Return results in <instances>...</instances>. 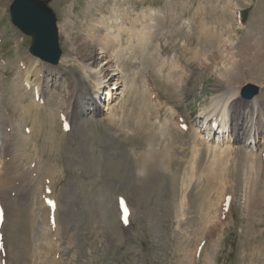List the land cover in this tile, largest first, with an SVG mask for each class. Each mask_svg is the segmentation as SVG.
I'll list each match as a JSON object with an SVG mask.
<instances>
[{
	"label": "rangeland",
	"instance_id": "rangeland-1",
	"mask_svg": "<svg viewBox=\"0 0 264 264\" xmlns=\"http://www.w3.org/2000/svg\"><path fill=\"white\" fill-rule=\"evenodd\" d=\"M13 1L0 0L1 129L5 130L8 123H20L21 132L24 126L32 129L31 150L35 143L40 149L43 141L42 149L49 160H55H42L55 172L54 191L64 199L59 215L60 234L50 236L58 242L57 251L53 249L54 253L46 254L44 241L36 240V230L32 231L26 222L29 215L26 213L34 208L30 204L31 189L15 186L13 209L16 211L13 210L7 221L5 264H264V170L248 181L245 164L248 143L244 135L234 140V152L229 151L232 139L227 128L221 135L219 129L215 135L213 131L208 142H202L203 135L207 134L203 122L209 110L227 101L225 93L230 89L231 95V87L242 86L238 98H229L223 108L224 125L230 124L228 107L232 101L236 102L238 111L246 108L248 102L240 99L245 86H257L255 95L264 110V71L261 78L245 76L241 84L238 79L236 82L220 79L218 69L225 60L226 67L222 68L229 71L231 78H238L241 67L234 60L231 66L230 54L226 51L237 53L244 43H253L264 36L260 29L264 25V0H47L57 15L63 50L58 64L31 54V37L11 23ZM96 25L94 31L92 28ZM119 27L124 34L116 42V52L109 49L123 80L116 90L112 89L114 80L105 78L99 83L93 72L83 68L81 55L95 52L99 54L98 67L104 66V50L99 42L117 34ZM210 44L218 45L228 56L215 61ZM21 58L32 74L35 68L41 69L38 76L47 91V105L34 108L26 121L20 106L23 101L30 104L33 94L23 95L21 90V72L25 68L20 66ZM238 60L239 56L235 58ZM48 67L63 70L62 74L53 75ZM250 67L247 65L244 69ZM65 72H71L82 84L77 94L82 115L70 133L63 131L59 112L54 119L51 115V110H61L56 101H61L68 91ZM144 73L151 78V87L162 99L145 94L141 84L145 83L141 80ZM132 80L135 87L129 90L127 85L130 87ZM124 83H128L125 88ZM107 86L111 93H116L114 96L105 94ZM88 91L98 99L95 106L89 103ZM145 95L153 102L147 101ZM67 99L70 102L69 96ZM153 103L158 104L157 108ZM171 106L179 108L191 130L180 136L175 148L180 161L168 167L159 159L165 144L164 136H160L163 130L160 122L167 117V128L178 132L170 120L173 119ZM240 118L239 113L233 119L247 128L249 122ZM259 118L264 120V111L259 113ZM8 130L12 131V127ZM48 131L55 135L53 149L44 144ZM256 137L260 151L264 149V132L259 131ZM221 147H229L228 152L217 154ZM13 148L9 158L17 152ZM150 151L156 155L141 167L139 160H145L142 156ZM189 175L194 176L192 180L188 179ZM27 194L29 198L25 199ZM226 194H232L231 206L227 213H222ZM119 195L127 198L133 210L131 225L127 228L121 227L115 211ZM46 228L49 229V223ZM16 250L24 251L19 256Z\"/></svg>",
	"mask_w": 264,
	"mask_h": 264
},
{
	"label": "bare ground",
	"instance_id": "bare-ground-1",
	"mask_svg": "<svg viewBox=\"0 0 264 264\" xmlns=\"http://www.w3.org/2000/svg\"><path fill=\"white\" fill-rule=\"evenodd\" d=\"M45 1H47V0H45ZM92 29L95 31L97 29V25H96V27H93ZM260 29H262L264 31V25H262V27ZM222 31H224V30H222ZM123 32L121 30V27H119L117 34H111L112 35L111 37L110 36H106L102 40H100L99 43L101 45V48L104 50L103 51V56H104V62L106 63L104 66L98 67V64H99V61H98L99 54H97L95 52H86V53H82V55H81V59H82L83 64H84L83 65L84 67L83 66L82 67L83 68H88L91 72H93V74H95V76L98 77L99 83L103 82L105 78H110L109 81L114 80V86H113L112 89H116V90H118L122 86L123 80H120L122 78L120 76L121 69L118 68V66L116 64L117 62L113 58V53H111L109 49H112V50H114L113 52H116V49H115L116 42L119 39L122 38V34H124ZM129 33H131L132 36L135 35L132 31H130ZM134 37H136V36H134ZM220 40H222V39L220 38ZM140 41H143V40H140ZM97 43H98V41H97ZM241 44H239V45H241ZM95 45H96V43H95ZM210 45H211V48L214 49V53L215 54H213V56H212L214 59L215 58L218 59L220 57L222 60H224V58H226V56H228V55H226V56L224 55L226 53H224V51L221 49L222 48L220 46L221 44L219 45V43H218V45L221 48L218 45L217 46L216 45L213 46V44H210ZM208 46H209V44H208ZM233 48H235V47H233ZM126 50H129V48L127 47ZM226 52H227V54L228 53L230 54V57H229V61L230 62L229 63L231 64V66L234 65L233 62H231V61L234 60L235 63L238 62V64L240 65L241 68L238 71V78L236 76L234 78H231V75L230 76L228 75L229 74V71L226 68H225L226 70H224L222 68V67H226V66H224V64H225V60H224L221 63V65L219 66V68H218L219 69V75L222 77L220 79L229 78V81L231 80V81H235V82L238 79L239 83L242 84L241 81L245 80V76H249L250 78H253V77L254 78H261V76L263 75V71H264V36L263 37H259V39H255V41L253 43L252 42L250 44L244 43L242 47L240 46V48L238 49L237 53H234V52L230 53L231 50L230 51H226ZM237 56H239V60L238 61H235V58ZM206 60H207V58H206ZM215 61H216V59H215ZM20 62L23 63L22 58L20 59ZM255 63H257V66L256 67H254V64ZM25 65H26V63H25ZM247 65L248 66H252V68L250 67V68L244 69V67H246ZM21 67L23 68V64L21 65ZM48 68H49V73H51L53 75H56V76L61 75L62 74V71H63V70H60V69L55 70V68H53V67H48ZM110 70L112 71L111 73H109ZM40 72H41V69H38L36 71V68H35V71L33 72L34 74H32L31 69L26 65V67L24 69H22V72H21V75L23 76V78L20 75L21 76V79L23 80V88L22 89L20 88L23 91V95H27L28 93H32L33 94V97H32L33 100L31 101L30 104H28V105L27 104H24V101H23V105L21 104L22 106H20V109H21L22 114H23V119L25 121L29 119L30 114L32 113V110L34 108L39 109V107L46 106L47 105V101H46V97H45V95L47 94V91H45L46 89H44V87H43L42 80L38 76ZM139 72H141V70ZM107 73H109V74H107ZM65 74L68 75V77H67L68 78L67 79L68 85L65 88V89L68 88V91H66V95L64 94V96L62 97L61 101H59V102L56 101V103L58 104V108H60L61 110L60 111L51 110V115L53 116V119H54L56 112H59L58 113V117H59V120H60V125L62 127H63L62 118L65 116L66 117V120L69 121V123L71 124V129L68 132V133H70V132H73L74 131V128L77 125V123L80 121V116L82 115V110H81L80 106L78 105V100L79 99H77V94H78V92H79L80 87L82 86V84L80 82L81 80H78L71 72H65ZM183 74H181V75H183ZM142 78H141V80H145V83H144V81H142L143 83H141V84H143V87H144L143 90H145V94L147 95V92H148L149 95L152 98L162 99V97L158 96V93H157L158 91L157 90L155 91L154 88L151 87V85H152V83H151L152 80H150L151 78L149 79V77H147V75L145 73H144V78L143 79ZM240 78H242V80H240ZM178 79H180V78H178ZM229 81L227 80V82H229ZM129 82H130V80H129ZM134 83L135 82L132 80V82L130 83V87H129V85H127L128 83H124V88L127 85L128 89L129 90H132L135 87ZM178 84H180V83H178ZM221 84L222 83L220 81V85ZM19 87H18V90H19ZM241 87L240 88L239 87L238 88L231 87V90L233 91V93L231 95H229L230 89H228L229 91L227 93H225V94H227V96H225V98H228L227 101L229 100V98H232L233 96H236V98H238L237 97V94H238V91L241 92ZM155 88H156V85H155ZM100 89L101 88H99V90ZM90 91L87 92L88 95L89 94L91 95L89 97V103H90V105H94L95 106L97 104V102H98V99ZM105 92H106L105 94H107L109 96H111V95L114 96L116 94V93H114V94L111 93L109 87L106 89ZM154 93L156 95H153ZM53 95H56V94L54 93ZM146 95H145V99H147V101H148L149 98L146 97ZM67 96H69L70 102H69V99H67ZM240 99L242 101L248 102V104L246 106L244 105L246 107V108H244V110H241V111L239 110L238 111V109L236 107V104H235L236 102H234V101L231 102V104L228 107V110H229L230 116H231L230 117L231 118L230 119V124L229 123L228 124L225 123V125H224V122H226V117L224 116L223 108H225L227 101H223V102L219 101V102H221L219 104L220 106L217 103V106H219V107H215V109L212 108L211 110H209V112L207 114V118L205 119L207 137L206 136L204 137V135H203L204 141L202 140V142L203 143H205V141L208 142L207 139H209L210 136H212L213 131H214V135H215V129L214 128H215V125L216 124H218V129H219L218 134L219 135H221L220 133L223 132L222 130H225L227 128L226 131H228V136L230 137V140L232 139L231 140V143L229 145L230 146L229 151H231V152H234V150H235V145L233 143V142H235L234 140L240 139V137L243 136V135L246 136L247 137L246 138L247 143H250L251 144V145L250 144L249 145L247 144L246 145V148H245L246 149V156H247L246 157V161H245L246 169H247L246 177L248 178V181H250L252 179V177H254V174L259 175L261 173V171L264 170V149L261 148V150L258 151L259 146H258V141H257V137H256V134L259 136V131L260 132L261 131L264 132V122H263L264 120L262 119L263 120L262 121L259 118V113L263 114V111L264 110H263V107H261L260 103L257 101V96L254 99H248L247 100V99H245L243 97H241ZM151 101L153 102L152 99H151ZM154 101L156 102V100H154ZM156 105H158V104H156ZM156 105L154 107H156ZM170 109H171L170 111L172 112V117H173V119H170V120L173 122V124H175V126H176L175 129H178L177 130L178 132L173 133V132H171V128H167V126H166L167 125V122H168V118L167 117H165L164 120L160 122V126H162L161 128L163 129V130H161V135L160 136H162V137L164 136L165 144L163 145L162 151L159 153V156L161 157V158L159 157V159L161 160V164L162 165L168 166V167L170 165H172L173 163H177V162L180 161L178 159V157H177V154L175 153V148H177V143H179V141H180V136L182 134H185V132H188V130H191V129L188 128V130L185 131L184 129L180 128V122L178 120H176L178 117H181V115L179 113V108H177L176 106H171ZM228 110H226V112ZM261 110H263V111H261ZM239 113L241 115V118L243 117L245 120H247L249 122V124H247L248 125L247 128L245 126L238 125V122L235 123V121H234L233 118H234L235 115H238ZM113 114L114 113L111 112V115H113ZM148 119H150V118L148 117ZM6 120H9V119L7 118ZM25 121H23V123H25ZM183 122H185V121H183ZM1 127L2 126L0 125V201H1V204L2 205H3V202H4L5 207H4V205H3V207L6 208V209H4L5 210L4 222H3L2 228H1V232L4 233V237H3L4 245L6 247V240H7V233H8V230H7V223L8 222L7 221H8L9 215L13 213V210L16 211V209H13L16 206V200L13 197L14 196V193H15L14 192L15 191V186L17 184V181H20L19 186L20 185H23L24 188L31 189L30 204L32 206L34 205L33 206L34 208L36 207L35 209L32 208L31 212L26 213V214H29L27 216V221L26 222H28V226L30 227V229L32 231L34 229L36 230V236L37 237L34 236L36 238V240H38L39 242H40V240L41 241H44L43 242L44 245L47 246L46 247V254H51V252H53V249L55 251H57L56 249H57V243L58 242H54V240H52L51 237L53 238L55 235L60 234V220H59V215L61 213V208L63 207V203L62 202H63V199H64L63 197H60L59 198L57 196V194L55 193V191H54V178H53V174L55 172L52 170V167H48V166L45 165V161H50L51 162V161H54L55 159L49 160V158H48L49 156H47L46 153H45V150L42 149V147H44L43 146V141H41L42 144L40 143V149L38 148L37 143H35L34 149L32 148L33 150L29 149V143L32 140L33 132H32V129H30V132L27 133L26 132V129H25L27 126H24V132H21V130H20V128H21L20 123L18 125H11L10 123H8L5 126V128H4L5 130H2ZM9 127H12V131L11 130H8ZM142 128H143V126H142ZM228 128L230 129V131H229ZM51 132L53 133V131H51ZM51 132H49L48 136L45 135V137L47 138V140L45 138L44 144L48 143L49 144L48 145V148L51 145V149H53V147L55 146V143H56L55 141L56 140H55L54 133L51 135ZM195 134H196V137H198V132L196 130H195ZM56 146H57V144H56ZM207 146H208L209 149L211 148V145H207ZM12 148L13 149H16L17 152L14 154V156H11L13 158L8 159L9 158L8 156H10V154H11L10 153V150ZM221 148L222 149H220L219 152H216L217 154L220 153L221 155H223L225 152H228V149L227 148H229V147H221ZM28 152L30 154H28ZM13 153H12V155H13ZM155 155H156V153L151 152V151L149 153L144 154L142 156V158L145 159V160H139V163H140L141 167H145L146 160L149 157H152V156H155ZM42 158H45V161H43ZM34 162L36 163L35 164V167L32 166V163H34ZM49 166H51V165H49ZM30 169H31V171H30ZM193 177H194L193 175L192 176L189 175L188 179L189 180H192ZM47 179H50V185L48 187L50 189H52L51 195H47L46 194V189H47V182H46V180ZM52 186H53V188H52ZM101 187H103V186H101ZM102 195L104 196V194H102ZM26 198H29L28 197V194L25 197V199ZM46 198H52V199L55 198L56 199V201H57V203H56V209L53 210L52 206L50 204H47L46 203ZM9 206H10V208H8ZM118 208H119V205H118V207L115 208V211L119 214V217L121 218V209L120 208L118 209ZM36 210H37V212H36ZM95 212H97V211H95ZM108 212H110L109 209H108ZM16 213L17 212H15V214ZM101 213H105V212L104 211L103 212L101 211ZM99 214L97 216L98 218H100L99 217ZM111 214H113L112 210H111ZM132 214H133V210L131 211V214H130V217H129L130 223H131ZM220 214H221V212H220ZM17 216H18V214H17ZM52 216H54L55 217V220H56V228H55L54 231L51 229V227H50L51 225L49 226V229L46 228V224L48 226L49 217H52ZM13 217L15 219V216H13ZM101 218H103V217H101ZM16 219H18V218H16ZM23 219H25V218H23ZM25 220H21V221H25ZM113 220H114V218H113ZM110 221H112V219ZM210 224H212V223H210ZM122 226L124 227L123 224H122ZM31 230H30V233H31ZM25 232L26 231H24V233ZM51 232H54V233H51ZM209 232H211V231H209ZM12 233H14V231ZM14 234H15V236H17L16 233H14ZM207 235H208V232H207ZM12 236H14V235L12 234ZM58 238L60 240V237H58ZM9 239H10V237H9ZM18 239H20V238H18ZM24 239L27 240L26 238H24ZM200 240H203V236H202V239H200ZM32 243H31V245H32ZM18 244H20V243H18ZM37 244H38V242H37ZM26 246H27V244H26ZM197 246H198V243H197ZM15 247H17V246H15ZM43 247H45V246H43ZM29 250H28V252H29ZM23 251H21V252H23ZM21 252L16 250V253L19 256L21 255ZM39 252H40V250H39ZM1 253H2V251H0V262H1ZM31 254L33 255V253H31ZM36 255H38V254H36ZM27 256H29V255H27ZM52 256H54V255H52ZM6 257L8 258V253H7Z\"/></svg>",
	"mask_w": 264,
	"mask_h": 264
},
{
	"label": "water",
	"instance_id": "water-1",
	"mask_svg": "<svg viewBox=\"0 0 264 264\" xmlns=\"http://www.w3.org/2000/svg\"><path fill=\"white\" fill-rule=\"evenodd\" d=\"M12 23L32 37L33 56L57 64L62 56L57 15L45 0H14L10 6ZM258 92L255 85L245 86L242 96L250 99Z\"/></svg>",
	"mask_w": 264,
	"mask_h": 264
}]
</instances>
